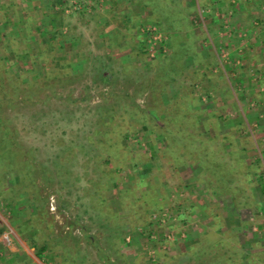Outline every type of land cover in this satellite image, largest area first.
<instances>
[{
    "label": "rangeland",
    "instance_id": "rangeland-1",
    "mask_svg": "<svg viewBox=\"0 0 264 264\" xmlns=\"http://www.w3.org/2000/svg\"><path fill=\"white\" fill-rule=\"evenodd\" d=\"M180 8L0 0V264H264L259 189L250 205L204 208L189 164L168 152V137L199 115L166 106L175 90L164 55H181V36L155 14ZM251 20L264 24V14Z\"/></svg>",
    "mask_w": 264,
    "mask_h": 264
},
{
    "label": "crops",
    "instance_id": "crops-1",
    "mask_svg": "<svg viewBox=\"0 0 264 264\" xmlns=\"http://www.w3.org/2000/svg\"><path fill=\"white\" fill-rule=\"evenodd\" d=\"M255 3L261 4L260 9L252 5ZM182 4L183 8L164 11L166 27L174 37L181 36L179 46L182 49L179 56L172 53V47V52L169 48L164 55L168 72L165 77L169 79L166 85L175 90L171 96L166 93V106L183 103L185 111L197 110L198 125L215 126L214 133L201 131L202 136L208 140L228 142L224 148L237 151L244 173L260 176L259 182L254 187L251 185L250 190L254 193L259 189L263 199L264 112L259 115L261 119H253L252 111L259 114L264 110V101L260 102L262 99L257 98L264 95V51L256 54L254 49L257 40L264 44V24L254 25L251 18L254 14H264V0H182ZM154 5L148 6L151 12H155ZM169 14L174 18H169ZM186 45L189 46L188 50L185 49ZM158 60L161 66L162 59ZM160 71L157 69V74ZM192 93L200 95L199 98L193 96L196 103H189ZM254 105H261V109ZM229 111L230 117H226ZM232 126L245 127L249 133L239 134L240 130L239 133L236 130L228 133V128ZM254 126L260 128L255 130ZM259 161L263 168L261 172ZM189 167L191 174L195 175L193 178L197 182L201 206L205 208L210 200L218 201L220 205H233L230 194H218L200 180L203 171L200 161L189 162Z\"/></svg>",
    "mask_w": 264,
    "mask_h": 264
},
{
    "label": "trees",
    "instance_id": "trees-1",
    "mask_svg": "<svg viewBox=\"0 0 264 264\" xmlns=\"http://www.w3.org/2000/svg\"><path fill=\"white\" fill-rule=\"evenodd\" d=\"M164 15L165 13L158 11L155 14L159 21L161 16ZM197 121L196 117H193V120L189 123L192 127L190 132L186 133L184 130L183 132L180 130L175 139L168 137L169 146H172V150L168 151L171 160H174L176 166L200 161L203 164V171L199 178L205 182L208 188L218 194H230L234 205L237 207L250 205L251 202H247L245 197L249 195L250 186L252 185L250 182L251 175L248 172V175L244 173L245 169L239 164L240 158L237 151L233 149L230 151L225 150L224 141H213L204 138L202 132L195 128ZM40 251H43V247Z\"/></svg>",
    "mask_w": 264,
    "mask_h": 264
}]
</instances>
